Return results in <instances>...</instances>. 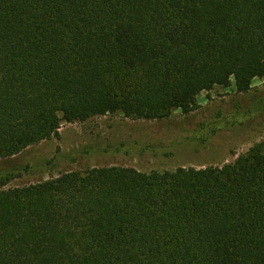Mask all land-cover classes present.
Instances as JSON below:
<instances>
[{"label": "trees", "instance_id": "16d2710c", "mask_svg": "<svg viewBox=\"0 0 264 264\" xmlns=\"http://www.w3.org/2000/svg\"><path fill=\"white\" fill-rule=\"evenodd\" d=\"M255 78L264 0H0V159L64 122L163 120ZM0 264H264V141L222 166L0 189Z\"/></svg>", "mask_w": 264, "mask_h": 264}, {"label": "rangeland", "instance_id": "374dc122", "mask_svg": "<svg viewBox=\"0 0 264 264\" xmlns=\"http://www.w3.org/2000/svg\"><path fill=\"white\" fill-rule=\"evenodd\" d=\"M199 109H175L163 120L122 113L64 122L51 138L0 159V189L24 186L66 171L129 166L141 171L222 166L264 141V78L248 92L235 80L198 96Z\"/></svg>", "mask_w": 264, "mask_h": 264}]
</instances>
